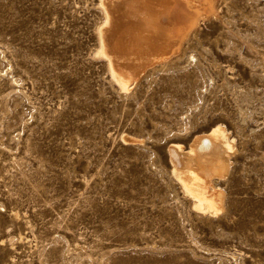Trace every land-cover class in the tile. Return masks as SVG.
<instances>
[{
  "label": "rangeland",
  "instance_id": "obj_1",
  "mask_svg": "<svg viewBox=\"0 0 264 264\" xmlns=\"http://www.w3.org/2000/svg\"><path fill=\"white\" fill-rule=\"evenodd\" d=\"M96 1L0 0V264H264V0H226L195 58L130 96ZM216 123L237 151L225 210L200 214L168 148Z\"/></svg>",
  "mask_w": 264,
  "mask_h": 264
},
{
  "label": "bare ground",
  "instance_id": "obj_2",
  "mask_svg": "<svg viewBox=\"0 0 264 264\" xmlns=\"http://www.w3.org/2000/svg\"><path fill=\"white\" fill-rule=\"evenodd\" d=\"M96 2L101 15H97V54L105 63L110 83L116 86L119 94L126 96H130L133 87L145 79H148V85L151 84L158 70L166 72L179 66L184 69L183 62H188L194 53L192 49L203 37L201 23L208 21L215 25L220 20L224 24V19H227H223L220 13L221 5H227L226 0ZM13 79V82H19L17 78ZM227 129L224 124L216 123L207 131L196 133L188 146L173 141L168 148L175 180L200 214L218 215L226 208V192L216 179H222L231 172L232 156L237 151L235 138ZM124 139L131 143L138 140L128 134H124Z\"/></svg>",
  "mask_w": 264,
  "mask_h": 264
}]
</instances>
